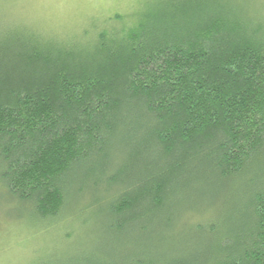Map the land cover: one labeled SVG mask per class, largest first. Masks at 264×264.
I'll return each mask as SVG.
<instances>
[{"label": "trees", "instance_id": "trees-1", "mask_svg": "<svg viewBox=\"0 0 264 264\" xmlns=\"http://www.w3.org/2000/svg\"><path fill=\"white\" fill-rule=\"evenodd\" d=\"M125 18L61 39L0 25L7 202L92 229L56 264H264V0Z\"/></svg>", "mask_w": 264, "mask_h": 264}, {"label": "rangeland", "instance_id": "rangeland-1", "mask_svg": "<svg viewBox=\"0 0 264 264\" xmlns=\"http://www.w3.org/2000/svg\"><path fill=\"white\" fill-rule=\"evenodd\" d=\"M143 1L0 0V25L17 24L47 38L74 37L116 15L128 20ZM7 200L0 186V264H56L66 254L77 258L89 253L98 243L92 229L78 230L74 207L42 228Z\"/></svg>", "mask_w": 264, "mask_h": 264}]
</instances>
